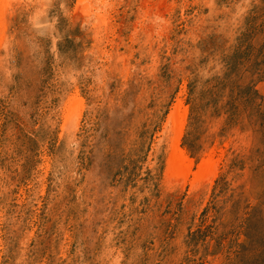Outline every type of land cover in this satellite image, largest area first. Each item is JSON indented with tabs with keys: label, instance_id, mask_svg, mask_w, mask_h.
<instances>
[{
	"label": "rangeland",
	"instance_id": "1",
	"mask_svg": "<svg viewBox=\"0 0 264 264\" xmlns=\"http://www.w3.org/2000/svg\"><path fill=\"white\" fill-rule=\"evenodd\" d=\"M0 1V264H264V0Z\"/></svg>",
	"mask_w": 264,
	"mask_h": 264
},
{
	"label": "bare ground",
	"instance_id": "2",
	"mask_svg": "<svg viewBox=\"0 0 264 264\" xmlns=\"http://www.w3.org/2000/svg\"><path fill=\"white\" fill-rule=\"evenodd\" d=\"M22 1V0H21ZM101 1V0H99ZM106 1V0H105ZM1 2V1H0ZM80 3H82V1L79 0ZM4 4V2H2ZM87 3V2H86ZM93 3V2H91ZM106 3V2H105ZM6 4V3H5ZM10 4V3H9ZM7 5V4H6ZM86 5V4H85ZM102 5V3H101ZM0 6H2L0 4ZM80 6V4H79ZM81 7V6H80ZM94 7V6H93ZM90 7L91 10H93ZM6 7H4L5 9ZM18 8V7H17ZM85 8V7H84ZM88 8V7H87ZM106 8V7H105ZM0 28L1 26H3L4 22H3V14H4V10L3 8H0ZM79 9V7H78ZM81 9V8H80ZM79 9V10H80ZM16 10V9H15ZM78 10V11H79ZM87 10V9H86ZM90 10V9H89ZM91 12V11H90ZM89 12V13H90ZM6 13V12H5ZM92 14V12H91ZM100 15V14H99ZM6 18V17H5ZM104 18V17H103ZM100 19V16H99ZM98 19V20H99ZM101 21V20H100ZM104 21V20H103ZM106 21V20H105ZM3 23V24H2ZM101 25V24H100ZM103 26V25H102ZM4 28V27H3ZM1 32V31H0ZM6 34V33H5ZM2 35V34H1ZM3 36V35H2ZM92 36V35H91ZM3 41V40H2ZM1 48V47H0ZM78 94V93H77ZM179 102V101H178ZM75 103V102H74ZM80 106V105H79ZM185 116L186 113L183 112L181 110V102H179V104L177 105L176 109L174 112L171 113L170 120L168 121L169 124H172V130L174 132V137L172 140V153H171V158L169 161V174L172 178L175 179H186L188 177V175L191 173L193 165L190 161V159L187 157L186 153L184 150H182L180 148V141H181V137L183 135L182 131V126L185 120ZM211 156V155H210ZM215 164V163H214ZM214 164L211 163V160H205L204 162H202V164L199 167V170L195 173V180L199 181L205 178H208L209 175H211L212 170H213V166ZM170 178V177H169ZM182 181V180H181ZM201 182V181H200ZM197 183V182H196ZM199 183V182H198ZM203 183V182H202ZM169 184H171L169 182ZM175 184V183H174ZM193 184V183H192ZM185 185V184H184ZM196 185V184H195ZM200 186V185H197ZM195 188V187H194ZM197 188V187H196Z\"/></svg>",
	"mask_w": 264,
	"mask_h": 264
}]
</instances>
